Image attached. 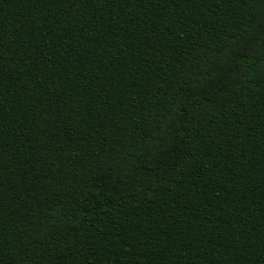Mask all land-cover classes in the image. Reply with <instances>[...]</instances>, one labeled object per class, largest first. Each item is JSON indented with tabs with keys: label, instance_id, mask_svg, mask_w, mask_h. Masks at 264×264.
<instances>
[{
	"label": "trees",
	"instance_id": "1",
	"mask_svg": "<svg viewBox=\"0 0 264 264\" xmlns=\"http://www.w3.org/2000/svg\"><path fill=\"white\" fill-rule=\"evenodd\" d=\"M0 264H264V0H0Z\"/></svg>",
	"mask_w": 264,
	"mask_h": 264
}]
</instances>
